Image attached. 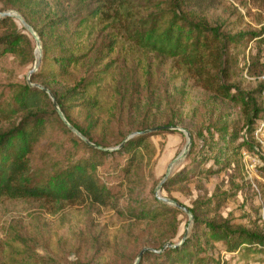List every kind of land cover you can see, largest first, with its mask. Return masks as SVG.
Instances as JSON below:
<instances>
[{
  "label": "trees",
  "instance_id": "1",
  "mask_svg": "<svg viewBox=\"0 0 264 264\" xmlns=\"http://www.w3.org/2000/svg\"><path fill=\"white\" fill-rule=\"evenodd\" d=\"M218 1L0 0V13L5 12L4 10L20 13L39 37L42 58L38 74H33L30 81L38 79V85L51 92L68 124L90 143L75 138L76 146L83 149L87 153L86 156L51 173H36L32 165L36 146L41 142L51 117L64 132H71L58 116L47 93L29 83L14 87L9 98L0 104L2 120L11 122L19 117L18 122L0 128V199L27 198L53 204L88 202L110 207L114 195L97 174V169L103 161L115 155L126 156L123 171L129 175L143 160L148 165L153 160L154 150L150 141L153 134H146L144 131L155 127H150L145 117L135 121V117L128 111L129 129L122 128L121 111L124 109V102L127 108L136 109L141 100L138 96L133 99V95H129L127 100L128 93L118 90V82L113 78L114 66L110 63L101 64L100 60L97 68L87 69L85 75L75 81L69 79L86 57L75 52V44L70 46L71 40L79 41L71 38L75 34L68 28L76 17L79 18L78 27H81L82 33L87 32L88 35L94 26L101 23L107 27L116 26L118 32H114L115 37L124 38L132 49L145 55L177 60L196 84L217 98L240 101L247 109L245 125L248 132L245 134H240L235 124L228 122L209 127L207 137H203L207 142L204 141V148L201 149L208 160L213 161L214 168L202 171H207L208 175L218 174L219 171L223 172L239 163L237 157H240L242 149L255 150L250 133L252 125L263 113L260 96L262 84L259 82V87L253 93L238 90V86L231 82L230 77L231 64L238 61L231 56V50L244 41L254 42L256 52L249 55L247 71L250 74L248 76H260L264 73V31L231 33L227 26L218 23L216 19L204 16L209 8L218 5ZM32 39L14 18H0V55L27 54L28 60L32 62ZM112 49L113 46L109 47L108 52ZM110 81L116 89L108 98L107 88ZM232 91L238 94H232ZM254 94H257L260 105ZM108 100L112 105L106 108L103 104ZM75 111L77 117L72 116ZM136 112L138 113L137 110ZM162 126L174 125L169 122L158 127ZM107 128L116 130L117 140L114 143L107 141L102 136V131L99 138L96 135V130ZM188 132L191 136L189 157L195 144L192 133ZM134 133L137 135L129 138ZM199 134L202 135L201 132ZM111 146L116 148L107 149ZM198 163L200 166V161ZM191 175L190 168L183 167L177 174L165 180L160 192L169 194L170 186L180 180H187ZM223 193V197L228 196V193ZM216 195L208 200L199 201L198 198L194 206L189 208L194 228L190 235H185L180 244L169 243L176 246L166 247V243L159 248H148L155 251L143 253L138 264H143L146 256L156 264H211V258L205 255V247L218 244L229 253L240 250L251 252L256 250V246L262 249V233L234 224L222 216L210 217L204 212L210 209L212 203L219 206L218 199L222 196ZM170 200L178 203L174 198ZM154 201L156 205L152 209L142 207L136 210L137 212L134 211L133 215L137 220L157 221L167 216L168 212L176 211L172 210V207L165 210V203L159 200L156 194Z\"/></svg>",
  "mask_w": 264,
  "mask_h": 264
},
{
  "label": "rangeland",
  "instance_id": "2",
  "mask_svg": "<svg viewBox=\"0 0 264 264\" xmlns=\"http://www.w3.org/2000/svg\"><path fill=\"white\" fill-rule=\"evenodd\" d=\"M203 15L227 26L231 33L264 31V0H219L218 5L215 4ZM78 20L76 17L68 26L76 36L72 35L71 38L79 40H71L70 46L75 44V52L86 57L69 79L75 81L85 75L87 69L97 68L100 60L101 64L110 63L114 66L113 78L118 82V90L128 93L127 100L129 95H133V99L138 96L141 100L136 109L127 108L124 102L122 128L129 129L127 117L132 114L135 121L145 117L150 127L170 122L190 131L194 137L192 155L188 157L189 148L187 156L173 166L167 178L183 167L190 168L192 175L170 186L169 194L161 191L160 196L174 198L179 204L192 208L198 198L199 201L208 200L217 194L222 196L218 199L219 206L212 203L210 209L204 211L208 216L228 218L234 224L264 235V165L261 164H264V152L255 145V150L242 149L240 157H237L239 163L228 170L214 175L202 171L214 168L213 161L208 160L201 149L204 148V141L207 142L203 137H207L209 127L228 122L235 124L240 134L248 132L245 125L247 109L242 103L217 98L189 78L177 60L145 55L132 49L124 38L115 37L114 32H118L116 26L107 27L101 23L87 35V32H81ZM16 22L21 26L18 20ZM32 40V62L27 54L0 55V104L9 98L14 87L25 83L31 86L39 84L38 79L30 81L33 74H38L42 58L41 50L37 58L36 42L34 38ZM111 46L113 49L108 52ZM255 52V43L251 41H244L231 50V56L238 61L231 64L230 77L239 91L253 93L259 87V76H248L247 71L249 55ZM31 70L34 72L29 75ZM113 84L110 81L108 85V98L116 89ZM231 93L238 94L236 91ZM254 95L260 105L257 94ZM109 101L103 104L106 108L112 105ZM72 116H78L76 111ZM53 119L51 117L41 142L36 146L32 165L38 174L51 173L87 154L76 146L75 138L83 140L81 136L69 128L72 135L67 134ZM18 121L19 117L11 122L0 117V128ZM255 126L256 122L250 133L253 143ZM100 131L107 141L114 143L117 140L115 129L96 130L98 138ZM151 134L154 157L150 165L143 160L144 163L126 175L123 171L126 156L115 155L108 157L98 167L101 182L114 195L110 207L88 202L53 204L27 198L0 199V264H134L143 248H159L166 243L179 244L183 236L190 235L194 228L192 218L171 204L165 203V210L172 207L176 211L168 212L167 216L157 221L137 220L133 215L139 208L155 207V190L168 165L183 152L187 142L182 131ZM114 148L111 146L107 149ZM243 151L260 160L250 175L245 169ZM223 192L228 196L223 197ZM205 253L211 258V264H264V247L260 249L256 246V250L251 252L240 250L229 253L218 244L205 247ZM143 264L156 262L146 256Z\"/></svg>",
  "mask_w": 264,
  "mask_h": 264
},
{
  "label": "water",
  "instance_id": "3",
  "mask_svg": "<svg viewBox=\"0 0 264 264\" xmlns=\"http://www.w3.org/2000/svg\"><path fill=\"white\" fill-rule=\"evenodd\" d=\"M2 17H12L16 20H18L20 22V24L25 28V30L34 38L35 42H36V54L38 53L39 54V57H40V50H41V46H40V40H39V37L37 36V34L34 32V30L32 29V27H30L25 21L24 19L22 18V16L20 14H18L16 11H13V10H9V11H5V12H1L0 13V18ZM38 57V59H39ZM39 61V60H38ZM38 66V62L37 64L35 65V69L37 68ZM34 72V70H31L29 72V75H31L32 73ZM35 87L43 90L45 93L48 94L49 98L52 100L53 104H54V107H55V110L57 111L58 115L60 116V118L63 120V122L68 126V128L73 131L74 133H76L77 135L81 136L80 133H78L72 126H70L68 124V122L66 121L64 115L62 114V112L60 111L54 97L52 96L51 92L44 88V87H41L39 85H34ZM157 131H182L184 132L186 138H187V142H186V145H185V148L183 150V152L177 157L175 158L167 167V170H166V173L163 177V179L161 180V182L159 183V185L157 186L156 190H155V194L157 196V198L159 200H161L162 202L164 203H167V204H171L175 207H177L178 209L182 210L185 214H187L190 218H192V215H191V212L189 210V208L181 205V204H178L170 199H167V198H163V197H160L159 193H160V190H161V187H162V184L165 182V180L167 179V177L169 176L170 172H171V169L173 168V166L178 163L180 160H183L187 154H188V151H189V148H190V145H191V136L189 134L188 131L186 130H182L181 128L177 127V126H162V127H155V128H150L146 131H144V133L146 134H151V133H154V132H157ZM137 135V133H134L132 135L129 136V138L133 137ZM82 139H84L82 136H81ZM86 141V139H84ZM87 143H89L88 141H86ZM90 144V143H89ZM185 238V236L183 237V239L181 241H183ZM180 244V243H179ZM176 245H171L169 243L166 244V247H174ZM146 251H155V250H152V249H148V248H143L136 260H135V263L134 264H138L139 260L141 259L143 253H145Z\"/></svg>",
  "mask_w": 264,
  "mask_h": 264
},
{
  "label": "built area",
  "instance_id": "4",
  "mask_svg": "<svg viewBox=\"0 0 264 264\" xmlns=\"http://www.w3.org/2000/svg\"><path fill=\"white\" fill-rule=\"evenodd\" d=\"M262 62L264 63V49L262 54ZM258 81L263 83V87L260 92V96L262 99L263 105V113L261 118L256 122V126L253 132V140L255 141V145L259 147L264 152V74L259 76ZM243 160L245 161V169L246 172L250 175L252 168L256 166L257 163H260V160L256 157L251 156L249 152L243 151ZM264 165L263 163H261Z\"/></svg>",
  "mask_w": 264,
  "mask_h": 264
},
{
  "label": "bare ground",
  "instance_id": "5",
  "mask_svg": "<svg viewBox=\"0 0 264 264\" xmlns=\"http://www.w3.org/2000/svg\"><path fill=\"white\" fill-rule=\"evenodd\" d=\"M36 56H37V58H38V57H39V54L37 53Z\"/></svg>",
  "mask_w": 264,
  "mask_h": 264
}]
</instances>
